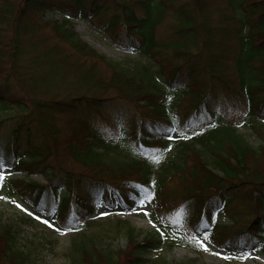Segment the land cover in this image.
I'll use <instances>...</instances> for the list:
<instances>
[{"label":"trees","instance_id":"obj_1","mask_svg":"<svg viewBox=\"0 0 264 264\" xmlns=\"http://www.w3.org/2000/svg\"><path fill=\"white\" fill-rule=\"evenodd\" d=\"M70 20L99 27L126 57L98 53ZM0 160L46 181L3 180L0 197L78 234L68 264H143L161 237L189 249L185 229L233 257L264 256V0H0ZM75 197L81 212L68 213ZM249 198L255 213L220 237L216 218ZM151 205L158 237L115 221L135 247L123 260L104 241L112 221L97 223L98 206ZM15 245L0 229V264H32Z\"/></svg>","mask_w":264,"mask_h":264},{"label":"rangeland","instance_id":"obj_2","mask_svg":"<svg viewBox=\"0 0 264 264\" xmlns=\"http://www.w3.org/2000/svg\"><path fill=\"white\" fill-rule=\"evenodd\" d=\"M42 17L46 20L57 21L64 18L58 13L51 12H45ZM70 23L83 42L106 58L113 61H120L126 57L128 52L114 45L99 27L79 20H70ZM171 63L176 64V62L172 61ZM14 115H18V112L15 111ZM7 124L8 126L12 125L11 123ZM242 133L253 147L259 145L258 140L251 132L242 131ZM75 171L79 172V169ZM0 173L3 174V180H13L19 177V180H23L27 184L37 183L40 186H45L47 184L46 181L39 176L32 175L26 179L22 177L24 173L15 174L6 167L0 168ZM255 195L256 194H254V196ZM76 199L77 197L73 198V201L67 205L66 211L68 213L81 212L79 208L80 203L79 201L77 202ZM165 200L167 203H163L162 210H164L165 213L163 219L171 221L172 213L176 208L169 203L170 195ZM17 204L21 205L27 211H22L20 207L16 206ZM98 210L100 211L97 221V223H100L99 225H104L108 223L109 220L112 221L106 225L108 227L112 226L111 231H113V233L107 232L108 230L103 231L104 241H106L110 247L121 251L123 260L130 258L129 255L135 247L129 244L124 238L123 233L118 230L124 229V224H115V221L127 223L140 235V240L144 237H158L161 235L158 226L150 220L149 213L155 210L153 205L130 212L120 211L115 214L103 206H98ZM254 211H256V207L253 205V201L250 198L246 201L242 200L235 202L229 214L233 218L242 219L243 222L241 224H233L230 220V216L229 218L222 215L218 216L216 220L219 223L217 229L220 232V237H227L237 230H240L241 226L247 223V220L252 217ZM145 212L148 214L145 215ZM257 212H259V210ZM28 213L32 214L29 215ZM259 214L264 215V211L260 210ZM37 216H39L40 219H37ZM84 216L90 221L93 220V218L87 214ZM42 220L46 219L34 208L18 201V199L6 197L0 199V229H11V233L16 236L15 248H23L29 254L32 264H68V250L72 241L79 237L78 234L67 230L56 231L55 229L57 228L55 226L49 227L47 224L42 223ZM105 220L108 222L105 223ZM94 229H105V227L95 226ZM185 230L189 240L195 239V242L196 240L204 241L202 238L195 237L194 229ZM92 233L93 231H91V234ZM204 243L207 245L208 251L203 250L197 243L191 244L189 249L173 248L165 237H161V246L158 249L152 250L150 253L144 254L143 260L145 262L143 264H264V256L252 252L246 253V259H240L238 256L230 260L222 259V256H233L206 241H204ZM215 253H219L220 255H216Z\"/></svg>","mask_w":264,"mask_h":264},{"label":"snow or ice","instance_id":"obj_3","mask_svg":"<svg viewBox=\"0 0 264 264\" xmlns=\"http://www.w3.org/2000/svg\"><path fill=\"white\" fill-rule=\"evenodd\" d=\"M153 159L155 160V162H159V159L157 157H153ZM3 167V161L0 160V168ZM3 174L0 173V182L3 181ZM0 199H4V197H0ZM151 199V196L150 195H145L144 198L140 201V206H143L145 204V202L149 201ZM17 207H20L22 211H27L26 209H24L21 205L17 204L16 205ZM29 215H31L32 213H28ZM148 213L145 212V215H147ZM37 219H40L39 216L36 217ZM42 223H45L47 224L49 227H54L53 224H51L48 220H42L41 221ZM56 231H61L60 229H55ZM63 234V233H62ZM208 239L207 235L204 236V241H206ZM204 241H201V240H196V243L199 247H201L203 250L205 251H208V247L207 245L204 243ZM216 255H220L219 253H215ZM222 259H225V260H230V259H234L235 257H231V256H222L221 257ZM240 259H246L247 257L246 256H241L239 257Z\"/></svg>","mask_w":264,"mask_h":264}]
</instances>
